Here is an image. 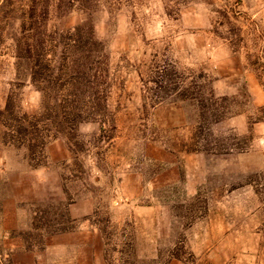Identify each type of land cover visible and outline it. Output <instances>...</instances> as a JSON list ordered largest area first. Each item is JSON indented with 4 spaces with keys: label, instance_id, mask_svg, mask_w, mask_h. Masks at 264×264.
<instances>
[{
    "label": "rangeland",
    "instance_id": "obj_1",
    "mask_svg": "<svg viewBox=\"0 0 264 264\" xmlns=\"http://www.w3.org/2000/svg\"><path fill=\"white\" fill-rule=\"evenodd\" d=\"M85 24L99 97L47 166L0 114V264H264V0H0V111L39 116L29 26Z\"/></svg>",
    "mask_w": 264,
    "mask_h": 264
},
{
    "label": "trees",
    "instance_id": "obj_2",
    "mask_svg": "<svg viewBox=\"0 0 264 264\" xmlns=\"http://www.w3.org/2000/svg\"><path fill=\"white\" fill-rule=\"evenodd\" d=\"M85 25L88 27L89 31L86 33L89 32V35L82 38L79 36L60 45L62 50L58 54L57 47L53 45L49 55L44 54L45 39L42 36L45 31L41 26H29L24 41L19 40L15 43L19 51L24 50L28 54L26 60L23 55L17 57L19 65L27 66L24 73L17 76H22L25 82L34 85L41 92V109L37 117L33 114L21 117L20 107L16 104L17 100L13 94H9L4 110H1L0 114L10 128V131L5 134L7 138L26 149L27 159L38 161L40 157L36 166H47L46 164L49 163L50 157L45 151L46 144L49 143L47 139L60 141L68 139L71 132H77V125L89 116L86 99L99 97V90L94 87L96 76L92 74V71L95 64L93 48L96 47L99 50L101 42L95 39L91 24ZM80 29L83 27L77 25L71 29V32H67L76 34ZM179 94L182 95V93ZM96 108L107 109V102H104V105L96 104ZM214 115L219 116L218 111H211L208 117ZM42 116L52 117H47L46 125L41 126L44 124L43 120L41 122ZM206 119L208 118L204 120ZM68 151L71 152V156L68 157L65 153L67 159L78 155L77 152L75 155L70 147ZM41 156L45 161H41Z\"/></svg>",
    "mask_w": 264,
    "mask_h": 264
}]
</instances>
